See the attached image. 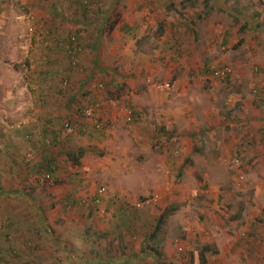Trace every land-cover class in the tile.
I'll return each mask as SVG.
<instances>
[{"label":"rangeland","instance_id":"obj_1","mask_svg":"<svg viewBox=\"0 0 264 264\" xmlns=\"http://www.w3.org/2000/svg\"><path fill=\"white\" fill-rule=\"evenodd\" d=\"M26 2L16 6L10 1L4 8L8 20L0 17V34L6 33L7 26L12 27L10 34H21L19 40L27 46L23 53L14 51L13 56L12 52L0 51V61L6 64L0 65V73L3 69L5 73L12 69L8 77L19 76L18 83H8L14 94L16 88H20L29 98L34 95L32 92L47 93V97H51L56 93L47 89L49 83L31 81L39 69L55 70L57 67L52 68L50 61L47 64L43 61L40 68L26 57L30 34H43L42 27L34 31L33 20L29 21L27 16L37 15L41 23L47 24L38 16L39 7L35 2ZM44 2L49 9L56 0ZM215 5L217 22L231 20L228 22L230 34H226L225 44H207L209 34L205 37L195 34L196 42L201 38L199 45L203 44L199 57L194 58V52L187 45L182 57L180 51L172 53L174 66H158L161 67L159 74L152 76L147 71L146 51L151 45H161V39L153 40L154 34H102L98 49L90 52L93 58L89 66L83 69L86 76L81 75L74 81L66 77L65 81H59V87L55 84L63 98L85 86L76 100V112L82 111L79 113L80 124L69 119L67 113L63 116L59 112L57 100H50L52 105L47 109L59 115L56 128L60 140L52 147L60 152L58 144L69 146L59 157L67 178L63 189H77L74 194L86 195L88 205L77 211L72 207L69 212L64 211L62 217L59 209H55L59 204L54 201L55 193L42 189L55 185V178L54 182H46L50 172L40 168L34 179L31 176L21 183L19 196L38 202L46 221L59 217L62 232L75 240L66 246L65 253L71 252V256L78 257L88 252L89 256L84 254L87 258L101 261L111 258L112 262L108 264H158L160 261L161 264H203L202 248L209 246L211 252L206 255L207 264H264V55L256 48L257 44L252 48L249 43L252 38L247 36L261 32L250 31L251 23L246 25V19L241 18L245 15L255 20L259 11L264 12V0H198L192 6V14ZM54 9L57 21L53 17L52 25L64 33L71 25V19L65 9L58 6ZM225 9L233 12L228 13L230 18ZM206 17L209 19L208 14L197 18L204 27L209 22ZM10 20L12 24L8 23ZM186 35L194 38L193 34ZM223 35L216 34L215 37L220 40ZM96 36L89 34L92 41ZM65 43L62 44L64 50ZM65 54L63 51L64 59ZM120 61L126 65H117ZM133 61L140 63L133 65ZM225 66L232 69L228 79L205 78L210 70ZM132 67H136L134 71H131ZM131 72L134 75H130ZM63 73H68V69ZM119 75L124 80L120 81ZM80 79L87 82L81 85ZM159 84H169V88H159ZM1 91L0 84V170L8 164L2 158L6 145L4 118L7 107L9 110L14 108L11 105L15 101L10 98L9 104H5ZM90 99H97L99 103L113 99L115 104L100 105L87 115L84 110L95 105L89 103ZM129 109L140 115L135 122L127 120ZM49 114L41 109L34 118L36 127L45 122ZM9 118L11 121L8 119L7 123L23 127L29 126L25 122L32 117L19 112ZM66 122L71 124V131L60 129ZM31 129L20 139L26 146L33 141L52 142L55 138L47 136L44 139L39 128ZM43 143L41 146L45 147ZM28 148L22 154L26 163L24 159L20 163L22 167L27 166L26 171L37 167L39 160H36L41 151L36 147ZM68 151L71 154L65 156ZM80 151L84 155L77 166L69 156H78ZM31 153L34 157L28 161L26 155ZM36 179L41 188H35ZM101 187H106L108 192L98 205H94V195ZM4 191L0 185V197H6ZM153 195L160 198L156 204L141 209L132 206L135 201ZM3 218L0 211L2 222L5 221ZM34 220V226H26V230L18 231L17 236L10 234L8 239L5 237L10 228L0 229V264H43L39 256H23L24 251L33 250L26 246L28 231L40 230L46 242L45 251L53 249L47 248V240L50 235L56 237L57 233L50 223L47 228L36 224L35 217ZM69 222L72 229L64 226ZM34 250L37 252L38 249L35 247ZM42 252L37 253L41 255ZM50 253L52 256L57 252L51 250ZM155 253L160 254L161 260H156ZM121 257L133 258L122 262Z\"/></svg>","mask_w":264,"mask_h":264},{"label":"crops","instance_id":"obj_2","mask_svg":"<svg viewBox=\"0 0 264 264\" xmlns=\"http://www.w3.org/2000/svg\"><path fill=\"white\" fill-rule=\"evenodd\" d=\"M10 1L12 5L16 6L27 3L26 0H0L1 18H6V12L4 11V8H6L10 4ZM44 1L45 0H37L36 2L32 0V2H35V5L39 7V9L37 10L38 16L44 18L47 24L43 22L41 23V20L38 19L37 15L30 14L29 16H27L33 19L34 31H37L38 27H42L43 34H30L31 43H29V50L26 54V57H29L31 61L36 66L39 65L40 68L41 65L44 64L43 61H46L45 64L50 61L49 65L52 66V68H55V66L57 67L55 70L39 69L36 72L37 74L31 80L35 83H49V87H47V89H50L51 92L56 94L52 95L51 97H47V90L45 92L46 95L39 92H32L34 95L29 98L23 95L20 88H16L17 91H15L14 94L12 93V89L8 88V83H11L12 85L13 83H18L19 76L15 75L12 77H8V73L12 72V69H8V73H5V69H3L2 74L0 73V84L2 90L1 92L4 93L5 104H9L8 101L10 98L15 99V101L11 105L14 106V108H11V110H9V107L6 106L7 109L4 118V123L6 124V145L5 151L2 154V158H4L5 162L8 164H6V166H3L0 170V185L4 187L5 191L3 192V194L6 196L0 197V211L1 214L5 217L3 219L6 222V227L10 228L8 229L6 234L7 236L5 238L8 239L10 237V234L12 236H17L18 231H20L19 233H21L23 230L27 229L26 226H34L33 223L35 221V217L38 221L36 224L39 223V226L48 228L47 223H50L54 228V231L57 233L56 237L50 235V238H48L47 240V248L53 249H47L48 251H45L44 248L46 242L42 238L43 234L40 233V230H37L36 232L32 230L31 232L28 231V237L25 238V241H28L26 242V246L28 248L32 247L33 250H31L32 252L24 251L25 253L23 256H39L44 261L43 264H48L55 261H57L56 264H93L92 262L108 264V262H112L111 258H107L104 261H101V259L87 258L84 254H88L87 256H89L88 252L83 253V255L78 257L71 256V252L65 253L64 251L66 250V246H70V241L75 242V240H73L72 236L67 234L65 231L62 232V228H60V221L58 219L59 217L57 218V220H52L49 222L46 221L43 218V215L41 213V206L38 202L34 201L30 197L24 198L22 196H19V190H22L21 183L26 182V179L31 176H33L34 179V174L37 173V169L40 168V170L42 169L44 171L53 169V178H55V185H52L47 189L43 187L42 189L53 191L55 193L54 201L59 203L55 207V209H59L58 211L60 212L62 217L64 216V211L68 210L69 212L70 210H72V207H74V211H77L80 210L84 205H88V202L84 198L86 195L74 194L77 189H74L73 187V189H63L67 185V183L64 182V180H67V178H65L63 168L59 164V157L63 156L62 152L64 150H68L69 146L66 143L64 145L58 144V146H60V152H58V148L52 147L55 142H58L60 140V132L57 131L56 128V117L59 115L53 112V110L47 109V106L50 107L52 105L50 100H57L59 101L57 107L59 109V112H62L61 114H63V116H65L67 113V115H69L67 116L69 117V119L71 118L73 119V122H78L79 113H82V111L80 110L76 112V100L79 99L81 95L79 93L84 90L85 86L81 89L79 88L80 91L78 90L76 92H71V95L68 98H63L62 92L60 93L55 89V84H57V86L59 87V81L62 80V76H68L72 81L77 80L79 77H82L81 75H84V77L86 76V73H83V69L89 66L90 61L93 58V53L90 54V52L98 49L102 34H123L124 36H126L127 34H154L153 40H155V38H158L159 40L161 39V45H151L146 51L147 71L152 76H157L160 72V69L158 68H161L158 66H174V63L172 62V53L175 50L180 51L181 55L179 53L178 55L182 57L185 47L188 45L187 47L194 52L193 57H199L201 46L203 44L199 45L202 41L201 38L199 42H196L195 34H203L204 37L206 34H209L206 39L207 44L210 42H221L225 44L226 34H230V28L228 25L231 20L226 19L224 23L217 22L215 20V17L217 15V5L210 8L206 6V8H203V11L199 10V14L198 12L197 14H192V6L193 4H197L198 0H56L55 3L49 5V9H47L48 6L44 4ZM84 2L88 4L87 8H84ZM90 2L92 3L91 5ZM57 6L65 9V11H67L68 13L69 18L71 19V25L69 26V28L65 29L66 32L64 33L58 31L55 28V25H52L54 24V21L52 19L53 17L55 18V21H57V16H55L56 14H54V8ZM225 13H227L229 17V14L233 12L229 9H225ZM205 14L209 15V19L206 17L207 21H209H206L209 27L208 25L207 27H204V25L201 24L200 21H197L198 17H202ZM59 17H61L60 13ZM20 18H22V16H20ZM241 18L246 19L244 20L246 21V25L251 23L249 24L250 31H257L256 33L261 32L259 34H251L249 32H246V34L249 33L247 36H251L252 38L249 40L252 48L255 47V44H257L258 46L256 48H259V50L262 51L264 55V23L262 22L264 21V12L262 13L261 11H259V14L255 20L252 18H248L245 15H242ZM6 20L8 19L6 18ZM8 23H11V20ZM260 23L263 24L259 26ZM11 28L12 27L9 28L7 26L6 33L0 34V51L1 53H3L4 50H6V52H12L13 56L14 51L18 50L17 54L23 53L27 49V46L24 45L23 41L19 40L21 38V34H10ZM222 30L223 32H221ZM47 32L49 34H46ZM242 33L243 32H241V34ZM65 34L68 35L65 36ZM70 34H78L80 41L86 48V51L80 57V67L77 69L72 68L69 64L67 56L64 59V56L62 55V52L65 51L62 44L67 41V38ZM89 34H97L94 41L90 40ZM186 34H193L194 38H191L190 35ZM216 34L225 35H223L219 40L215 37ZM212 35H214V37H212ZM10 49H13V51ZM121 51L123 53V50ZM139 52L140 54H142L141 51ZM58 53H61L59 57L57 56ZM132 59H134V56L132 57ZM132 63L133 65H138L140 62L133 61ZM111 64L114 65L113 63ZM0 65L4 67L6 64L0 61ZM117 65H126V63L124 61H120V63H117ZM66 68L68 69V73H63L64 71L66 72ZM135 68L136 67H132L131 71H134ZM112 72H115V70ZM10 74L13 75L12 73ZM129 74L134 75V72H131ZM118 77L120 81L124 80L122 75H119ZM79 81L81 82V85L87 82L86 79H80ZM97 102V99L89 100V103L92 104L103 103ZM42 107L45 109V114H51L46 117L45 122L43 121L38 125V127H36L37 124H35L36 120L34 118L38 117L39 113H41V109H43ZM65 109H67V111ZM19 112L31 115L32 118H29V120H26L25 122L29 124V126L18 127L10 124L9 122L7 123L8 119L11 121V118L9 117ZM78 124L80 123L78 122ZM32 127L34 128V130L39 128V130L43 132V136L45 137L44 139H46L47 136H54L55 138H53L51 146L45 144L47 143V140L45 143L42 142L45 147L41 146L42 143H37L34 141L30 142L29 146L21 143V136H23V134L30 133L29 131ZM62 128H64V125L60 129ZM27 147H29L28 149H30L31 147H36L37 150H41L39 153V157L36 160H39V164H36L37 167L31 168L29 169V171L25 170L27 166L22 167V164H20L23 159L24 163H26L25 157H22V154ZM68 153L71 154V152L68 151L65 156L69 155ZM69 180H71V178H69ZM34 185L35 188H41L38 179L35 180ZM60 189H63L64 191ZM9 190L12 191L9 192ZM97 193L98 190L94 195L95 198L97 197ZM95 198H93V204L98 205L94 203ZM31 215L33 216V220H31ZM21 221L25 222L21 223ZM70 224L71 222L66 223L64 226L66 228L72 229ZM48 231H51V229L49 228ZM22 247L24 248V246ZM35 247L38 249V253L43 251L41 255L34 250ZM51 250H55L57 253L51 256ZM131 258L121 257L120 261L127 262ZM156 260L158 261V259ZM113 261L115 262L116 260Z\"/></svg>","mask_w":264,"mask_h":264},{"label":"built area","instance_id":"obj_3","mask_svg":"<svg viewBox=\"0 0 264 264\" xmlns=\"http://www.w3.org/2000/svg\"><path fill=\"white\" fill-rule=\"evenodd\" d=\"M30 20L32 21L33 19L31 17H29ZM32 19V20H31ZM70 45H71V49L69 51V57H70V62L72 64V66L76 67L79 63V55L82 53V46L80 45V41L78 39V35L76 34H72L71 38H70ZM232 75V69L229 66H225L223 68L220 69H216V70H210L209 72H207L205 74V78L208 80H219V81H224L226 79H228L230 76ZM159 88H164L167 89L169 88V84H159L158 85ZM105 103H101V104H95L94 107L92 108H88L85 111V113L87 115H91L93 113V110L95 109V107H100V105H113L115 104V102L113 101V99H109V100H105ZM83 111V112H84ZM138 116L135 112L134 109H129V112L127 114V120L128 122H133L134 120H138ZM64 129L67 131H71L72 130V126L69 122H66L64 124ZM48 146H51V142H47ZM34 157V153L28 154L27 155V160L30 161L32 160ZM53 174L48 173L46 176V182L51 183L54 182V178L52 177ZM107 194V190L106 187H102L98 190V194L97 197L94 199V203L95 204H99L101 202V197L105 196ZM159 196L158 195H153L149 198H146L145 200H141V201H135V203L132 205L133 207H135L136 209H141L144 208L145 206H149V205H154L159 201ZM130 205V204H128ZM6 228V222L0 219V229Z\"/></svg>","mask_w":264,"mask_h":264},{"label":"trees","instance_id":"obj_4","mask_svg":"<svg viewBox=\"0 0 264 264\" xmlns=\"http://www.w3.org/2000/svg\"><path fill=\"white\" fill-rule=\"evenodd\" d=\"M84 4V6L85 7H87V3H83ZM76 35H78V34H76ZM71 36H72V34H70L69 36H68V38H67V41H66V43H65V58H66V56H67V58H68V60H69V64H70V66L72 67V68H75V69H77V68H79L80 66H79V63H80V57L84 54V52L86 51V48L84 47V45L82 44V42L80 41V39H79V35H78V39H79V41H80V45L82 46V53L79 55V63H78V65L76 66V67H74V66H72V64H71V62H70V57H69V51H70V49H71V45H70V38H71ZM90 46H91V44H90ZM69 66V67H70ZM70 67V68H71ZM69 78L68 76H62L61 77V79L62 80H66L67 78ZM136 114H137V116L138 117H140V115H139V113L138 112H136ZM80 115V114H79ZM136 120H134L133 122H135ZM69 154V153H68ZM83 155H84V153H83V151H80L79 153H78V156H76V155H70L69 157H70V160L75 164V165H79V161H80V159L83 157ZM53 169H49V172L50 173H53ZM102 188V187H101ZM107 190V189H106ZM107 192H108V190H107ZM101 199H102V197H101ZM155 251V250H154ZM209 252H211V248L209 247V246H204L203 248H202V253H201V261H202V263L203 264H207V259H206V255H207V253H209ZM155 256H156V259H160L161 260V256H160V254L159 253H155L154 254ZM192 261H193V257H192ZM162 262L160 261L158 264H161Z\"/></svg>","mask_w":264,"mask_h":264}]
</instances>
